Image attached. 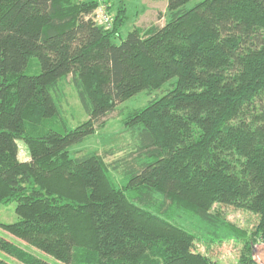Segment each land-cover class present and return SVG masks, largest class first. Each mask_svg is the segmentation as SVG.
I'll use <instances>...</instances> for the list:
<instances>
[{
  "label": "trees",
  "instance_id": "1",
  "mask_svg": "<svg viewBox=\"0 0 264 264\" xmlns=\"http://www.w3.org/2000/svg\"><path fill=\"white\" fill-rule=\"evenodd\" d=\"M124 5L106 30L93 17L97 0H0V208L16 203L19 218L0 229L59 264H221L172 221L182 214L214 237L225 229L244 244L237 264H255L253 247L264 243V0H168L164 26L123 38ZM33 58L37 76L26 75ZM69 77L87 115L73 130L56 125ZM161 91L125 121L135 143L129 164L114 167L129 172L123 187L97 152L71 154L120 104ZM217 207L259 224L250 233ZM0 252L51 264L7 241Z\"/></svg>",
  "mask_w": 264,
  "mask_h": 264
},
{
  "label": "rangeland",
  "instance_id": "2",
  "mask_svg": "<svg viewBox=\"0 0 264 264\" xmlns=\"http://www.w3.org/2000/svg\"><path fill=\"white\" fill-rule=\"evenodd\" d=\"M113 0L115 13L119 6L126 7L127 15H124L125 21L122 28L123 38L133 30H149L152 27L164 26L168 20V0ZM196 2H191L189 7H193ZM121 41L118 40V43ZM40 74V66L38 60L33 58L30 60V65L26 70V75L37 76ZM71 77L64 81L58 91L57 97L61 105V119L56 124L57 127L64 125L67 129H76L79 125L87 121V115L79 102L77 92L71 84ZM163 94L161 92L141 93L133 99L120 104L118 111L114 113L111 120L105 128L97 134L89 137L83 143L78 144L70 149L71 154L87 155L97 152L106 159V162L111 167L110 175L113 181L120 187L124 186L129 180V172H122V169H115V166L121 162L129 164V154L134 148V138L126 131L125 121L127 117L137 111L145 108L152 100ZM59 101L57 100L58 104ZM60 128V127H59ZM57 129V128H56ZM29 152L24 143H19V157L22 162L28 159ZM115 170H120L119 172ZM215 212H221L222 218L227 222L235 224L237 227L253 233L259 224L258 217L246 211H239L232 208H215ZM19 218L16 215V203L3 205L0 208V224H14ZM173 222L181 225L186 230L188 229L195 236H198L197 250L203 254H207L210 258L217 260L219 263L237 264L241 259V254L244 249L243 243L233 242L227 239L225 229L219 231V236L210 234L209 229L199 220L185 215H176ZM224 240V241H223ZM11 242L27 253L40 257L51 264H59L53 259L43 255L39 251L29 247L25 243L14 239L0 229V242ZM223 242V243H221ZM252 256L255 264H264V243H257L252 250ZM0 258L11 264H22L19 261L11 258L0 252Z\"/></svg>",
  "mask_w": 264,
  "mask_h": 264
},
{
  "label": "built area",
  "instance_id": "3",
  "mask_svg": "<svg viewBox=\"0 0 264 264\" xmlns=\"http://www.w3.org/2000/svg\"><path fill=\"white\" fill-rule=\"evenodd\" d=\"M100 3V6L94 12L95 23L106 30L112 29L113 26V16L107 10V5L105 0H97Z\"/></svg>",
  "mask_w": 264,
  "mask_h": 264
},
{
  "label": "crops",
  "instance_id": "4",
  "mask_svg": "<svg viewBox=\"0 0 264 264\" xmlns=\"http://www.w3.org/2000/svg\"><path fill=\"white\" fill-rule=\"evenodd\" d=\"M28 161H30V157H29V155H28V159H26L24 162H28Z\"/></svg>",
  "mask_w": 264,
  "mask_h": 264
}]
</instances>
